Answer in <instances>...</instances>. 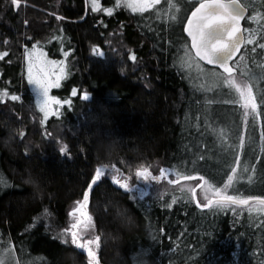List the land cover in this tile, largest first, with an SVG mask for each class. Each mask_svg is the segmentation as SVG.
Segmentation results:
<instances>
[{
    "label": "trees",
    "instance_id": "trees-1",
    "mask_svg": "<svg viewBox=\"0 0 264 264\" xmlns=\"http://www.w3.org/2000/svg\"><path fill=\"white\" fill-rule=\"evenodd\" d=\"M240 1L249 10L245 36L253 44L244 46L236 75L246 64L257 77L254 125L251 117L245 125L239 109L221 120L196 106L207 93L180 63L189 44L186 19L179 26L170 19L155 25L126 8L111 15L93 11L91 0H20L18 6L0 0V55L7 53L0 58V89L8 92L0 98V246L8 255L19 264H71L74 253L78 264H88L87 254L65 243L63 233L70 208L102 164H116L132 180L143 168L203 176L215 189L227 183L231 165L238 180L227 195L264 197V49L258 47L264 43V0ZM37 44L54 58L71 51L70 73L54 92L72 103L46 122L25 70V50ZM94 46L104 55H93ZM240 136L244 148L229 147ZM100 137L121 142L117 159H100ZM108 174L89 192L88 203L101 264H133L139 254L150 264H264V212L217 214L175 187L138 197ZM173 198L178 203L167 207ZM128 213L136 221L131 231L121 226Z\"/></svg>",
    "mask_w": 264,
    "mask_h": 264
},
{
    "label": "snow or ice",
    "instance_id": "snow-or-ice-1",
    "mask_svg": "<svg viewBox=\"0 0 264 264\" xmlns=\"http://www.w3.org/2000/svg\"><path fill=\"white\" fill-rule=\"evenodd\" d=\"M20 0H12L13 4L19 5ZM194 3L199 6L191 12V15L187 17V24L184 31L187 36L191 38L190 44L183 46L184 56L180 58L181 66L187 68L191 73L192 69H195L198 77H219L217 84L226 86L231 92L237 96L236 103L239 104L243 110L241 117L245 125L249 121V117L252 118L253 125L255 124L260 113L258 111L257 95H254L253 81L257 80L255 75H249V72L245 69L247 65H244L243 69H240L239 78H237V68L230 65V62L234 61L237 53L241 51L242 45L253 44V39H245L242 29L240 27V21L243 18L244 9L240 4V0H193ZM124 4L127 8H130L133 12L144 13L149 8L154 7L160 3V0H117V7ZM92 10H98L97 0H92ZM174 7V5H173ZM108 15L112 14V9H105ZM171 19L176 21V17L172 16ZM257 19V17H252ZM244 31H247L245 29ZM7 43V41H5ZM260 49H264V43L258 45ZM255 53L257 49L254 47L250 50ZM25 54L27 57V81L34 83L40 90H42L43 99L37 101V106L43 113V120L46 122L49 116H58L60 114V107L64 104L70 105L71 99L61 100L57 97L51 96L50 92L53 88L61 87V80L66 78V65L64 61L49 60L47 55L40 51L36 45H33L32 49H26ZM92 54L95 56H102L104 52L100 51L99 47L94 46L92 48ZM3 53L0 55L2 58ZM68 52H64V56L67 57ZM131 60H136V56H131ZM245 61V56H240L239 60L234 61L236 65ZM200 62H204L206 65L212 66L209 69H205L201 66ZM216 69H222V72H217ZM259 80H264V74L259 76ZM212 89H207L211 91ZM7 95V93H4ZM72 96L77 95L75 89L72 90ZM88 94L85 93L82 99H87ZM11 100H20L19 96L12 95ZM260 104L264 105V95L259 96ZM55 106V107H54ZM213 131H216L215 129ZM223 129L219 130L218 136L223 140ZM23 133H21V136ZM261 139L264 140V132L261 133ZM245 146L244 137H239L237 145L229 146L234 149H243ZM66 146L60 148L61 153L66 152ZM264 151V148L261 149ZM228 149L225 148V152ZM241 161L239 155L235 157V164L240 165ZM231 171V175L227 176V183L224 184L223 192L220 188H216L213 193V185L208 183L203 176L199 179L204 181L202 185V197L206 201L203 203L202 208L209 211H214L217 214L220 212L230 211L234 214H239L245 208L251 211L264 212V197L260 196H248L247 198H241L237 195H226L230 188H234V182L238 180L237 167L228 165ZM106 170H110L111 179L117 185L122 188H128L127 182L121 183V180L117 178L120 169L116 164L108 166L102 164L95 168L94 176L91 183L88 185V190L83 192L82 200L75 202V207L72 212L69 213L75 222L70 225L69 228L64 230L65 243H69L76 249L85 252L88 257V264H99L97 260V254L93 250L99 248V235H93L91 238L84 239L94 231V224L92 223V216L88 213L89 192L93 189L94 185L105 175L108 174ZM245 172L249 171L247 165H245ZM254 171V169H253ZM169 171L165 168L159 169V175H152L148 168L143 170H137L136 176L144 179H151L157 182L167 180L168 184H178L180 173L176 172L177 180H168ZM184 180L197 179L194 176H184ZM253 177L248 176V181H252ZM178 191L188 194L189 202L195 199L196 189L190 184L179 185ZM209 193H213L210 196ZM177 198H173L171 203L167 207L171 208L174 204H177ZM197 206H200L197 203ZM83 240V242H81ZM0 264H6L3 258H0Z\"/></svg>",
    "mask_w": 264,
    "mask_h": 264
},
{
    "label": "rangeland",
    "instance_id": "rangeland-1",
    "mask_svg": "<svg viewBox=\"0 0 264 264\" xmlns=\"http://www.w3.org/2000/svg\"><path fill=\"white\" fill-rule=\"evenodd\" d=\"M97 3H98V8L102 9V11L105 13H107L105 11V9H112V12H114L116 10V8H126L127 10L133 12L130 8H127L126 6H124L123 3H121V5L119 7H117V0H113L111 3H104V2H102V0H97ZM91 4H92V0H91ZM192 4H194L193 0H160L159 4H156L154 7L149 8L144 13H138V12H133V13L147 16L149 21L155 25H160L161 23H166L167 20H169V19L172 20L171 19L172 16H175L177 19H176V21L172 20L173 24L175 26H179L185 19H187V16L190 12V8H191ZM173 5H174V7H173ZM185 44H188V43H185ZM36 47L40 51L44 52L47 55V58L49 60L64 61L65 65H66V78H67V76L70 73V69H71V65H72L71 64V51L62 49V56L60 58H54V57L50 56L47 47H44L43 45L40 46L38 44L36 45ZM30 49H32V48H30ZM64 52H68L69 55L67 57H65ZM200 63H201V66L203 68H205V69L210 68V67L204 65L202 62H200ZM234 65L237 66L236 64H234ZM25 70H26V75H27V57H25ZM191 71L193 72L194 77L198 80V85H197L198 88L207 93L206 95H204V102H202V103L199 102L196 105L198 108H202L205 111H207L208 114L210 116H212L214 119L218 118L221 120H223V118L232 117L234 111L238 110V109H239L240 114H241V112L243 110L240 108L239 104L236 103L237 96L233 92H231L229 89H227L226 86L217 84L219 77H204V76L198 77V74H197L195 69H192ZM216 71L221 72L218 69H216ZM0 76H1V73H0ZM66 78L61 80V82H60L61 85ZM237 78H239V76ZM195 83L197 84V82H195ZM29 84H30L31 89L34 93L35 101L37 104L38 100L43 99L42 90H40L38 88V86H36L34 83H29ZM55 89H57V88L51 89L50 95L57 97V98L61 99L62 101L65 100V99L61 98L60 95H58L57 93L54 92ZM207 89H212V90L207 91ZM253 91H254V95H255L254 88H253ZM4 93H7V95H8L7 90L0 89V98L7 96V95H4ZM64 105H66V104H64ZM63 106L60 107V112H61ZM42 115H43V113H42ZM151 173H152V175H159V171L158 172L155 171V172H151ZM169 173L170 174L168 175L167 179L176 181L177 176L173 175L172 172H170V171H169ZM108 175L111 178L110 172ZM116 175H117V178L121 180V183H123L125 177L119 176V173ZM194 177H197V176H194ZM132 183L134 185H136V186H134L136 188V190L130 191V192H134L136 195H138V197H143V198L150 197V196L153 197L155 195H160L166 189H171L173 187L178 189L179 185H182V184H190L193 188L196 189L194 200L197 203H199L200 205H203V203L206 202L203 200V197H202V185L204 184V181L200 180L199 177H197V179H192V180H184L181 177L179 179L178 184L174 183L171 185L167 183V180H162L160 182H157V181H154L151 179H147V181H146L144 178H140V177H138L135 180H132ZM223 188H224V186L220 188L222 190V192H223ZM214 190H215V188H213V193H214ZM213 193H209V195L213 196ZM224 194L227 195V193H224ZM213 198H214V196H213ZM74 207H75V204H73V206L70 208L69 213L72 212ZM88 213H89V215H91L89 210H88ZM74 222H75L74 218L71 215H69V223H68L67 228H69L70 225ZM92 223L95 226V222H94L93 217H92ZM93 235H98L96 233L95 228H94V231L89 236L84 237V239L91 238ZM82 242H83V240H82ZM99 245H100V241H99ZM93 250L97 254V260H98L99 264H101V262L98 258L100 246H99V248H95L93 246ZM0 258H3L6 262V264H19L18 260H14V258H12L10 255H8V251L6 250L5 247L3 248V246H0Z\"/></svg>",
    "mask_w": 264,
    "mask_h": 264
},
{
    "label": "clouds",
    "instance_id": "clouds-1",
    "mask_svg": "<svg viewBox=\"0 0 264 264\" xmlns=\"http://www.w3.org/2000/svg\"><path fill=\"white\" fill-rule=\"evenodd\" d=\"M121 147V142L114 137L109 138H98L96 152L102 161H111L117 159L119 156V150ZM121 226L126 231H131L136 226L135 217L128 213L126 217L123 218ZM151 239V237H148ZM121 255V253H120ZM69 261L71 264H78L76 256L74 253L68 255ZM133 264H150V261L143 254L137 255L136 259L133 261Z\"/></svg>",
    "mask_w": 264,
    "mask_h": 264
},
{
    "label": "water",
    "instance_id": "water-1",
    "mask_svg": "<svg viewBox=\"0 0 264 264\" xmlns=\"http://www.w3.org/2000/svg\"><path fill=\"white\" fill-rule=\"evenodd\" d=\"M201 2H202V0H201ZM240 4H241V6H242V8L244 9V12H243V18L241 19V21H240V27H241V29H242V32H243V35H244V37H245V39H246V36H245V27H244V21H245V19H246V17L248 16V13H249V10H248V8L240 1ZM199 5L197 4L190 12H189V14H188V16L187 17H189L190 15H191V12L192 11H194L195 10V8L196 7H198ZM186 24H187V19H186V23H185V26H186ZM184 33H185V36L188 38V40H189V44H190V42H191V38L190 37H188L187 36V33L184 31ZM244 46L245 45H242L241 46V51L239 52V53H237V56L234 58V61H236L238 58H239V56H240V54H241V52H242V50H243V48H244ZM234 61L233 62H230V65H232V66H235L234 64ZM204 65H206L204 62H202ZM206 66H208V67H212V66H210V65H206ZM236 67V66H235ZM218 70H220L221 72L223 71L222 69H218ZM237 73V72H236ZM125 178H124V181H123V183L124 182H127L128 184L130 183V177L129 176H127V175H125L124 176ZM123 189H125V188H123Z\"/></svg>",
    "mask_w": 264,
    "mask_h": 264
},
{
    "label": "flooded vegetation",
    "instance_id": "flooded-vegetation-1",
    "mask_svg": "<svg viewBox=\"0 0 264 264\" xmlns=\"http://www.w3.org/2000/svg\"><path fill=\"white\" fill-rule=\"evenodd\" d=\"M119 176H125L122 172H119ZM146 181H147V179H145ZM116 186H118V187H120V185H117L116 184ZM134 186H136V185H134L133 183H132V179L130 178V183H129V187L128 188H126V189H124L125 191H135L136 190V188L134 187ZM120 188H122V187H120ZM82 242V241H81ZM81 251V250H80ZM82 252V251H81ZM83 254L85 253V252H82Z\"/></svg>",
    "mask_w": 264,
    "mask_h": 264
}]
</instances>
